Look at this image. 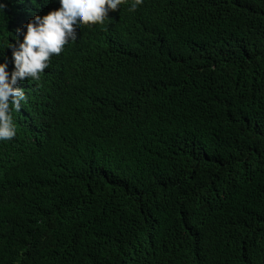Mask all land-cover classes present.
Returning a JSON list of instances; mask_svg holds the SVG:
<instances>
[{
	"label": "trees",
	"instance_id": "16d2710c",
	"mask_svg": "<svg viewBox=\"0 0 264 264\" xmlns=\"http://www.w3.org/2000/svg\"><path fill=\"white\" fill-rule=\"evenodd\" d=\"M131 3L21 85L0 264H264V0Z\"/></svg>",
	"mask_w": 264,
	"mask_h": 264
},
{
	"label": "clouds",
	"instance_id": "9594fccd",
	"mask_svg": "<svg viewBox=\"0 0 264 264\" xmlns=\"http://www.w3.org/2000/svg\"><path fill=\"white\" fill-rule=\"evenodd\" d=\"M23 3L24 0H17ZM60 7L46 15H34L15 30L14 39L0 38V142L11 141L17 135L13 111L19 112L28 97L21 85L40 81L69 41H75L82 26L103 24L125 0H58ZM143 0H132L135 11ZM6 0H0V12H5ZM6 50H10L11 56Z\"/></svg>",
	"mask_w": 264,
	"mask_h": 264
}]
</instances>
